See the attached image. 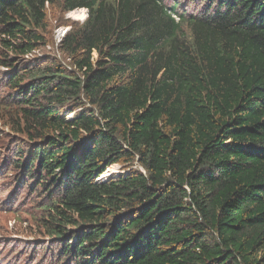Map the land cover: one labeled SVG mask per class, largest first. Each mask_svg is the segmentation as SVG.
Returning <instances> with one entry per match:
<instances>
[{
  "label": "trees",
  "instance_id": "1",
  "mask_svg": "<svg viewBox=\"0 0 264 264\" xmlns=\"http://www.w3.org/2000/svg\"><path fill=\"white\" fill-rule=\"evenodd\" d=\"M166 1L0 0L12 167L55 264H264V0ZM49 6L88 10L62 59L35 53Z\"/></svg>",
  "mask_w": 264,
  "mask_h": 264
},
{
  "label": "rangeland",
  "instance_id": "2",
  "mask_svg": "<svg viewBox=\"0 0 264 264\" xmlns=\"http://www.w3.org/2000/svg\"><path fill=\"white\" fill-rule=\"evenodd\" d=\"M47 9L48 45L35 53L62 59L56 45L58 34L69 31L72 22H84L88 12L76 9L70 16V12L62 9L57 10L51 6ZM76 12L82 13V18L79 15L73 18ZM1 70L4 68H0ZM8 92L7 89L0 88V264H55L58 246L53 245L55 237L45 234L41 221L43 213L40 208L47 199L45 187L39 186V180L29 178L21 168L12 167L15 156L12 150L16 149L20 138L10 134L4 123L9 119V114L2 100ZM134 164L136 162L126 169V173L137 168ZM124 172L121 165L114 164L104 179L113 173L118 175Z\"/></svg>",
  "mask_w": 264,
  "mask_h": 264
},
{
  "label": "bare ground",
  "instance_id": "3",
  "mask_svg": "<svg viewBox=\"0 0 264 264\" xmlns=\"http://www.w3.org/2000/svg\"><path fill=\"white\" fill-rule=\"evenodd\" d=\"M73 15H74L73 18H75V16H76V18H77L78 15H79L81 18H82V16H83L82 13H80V12H79V13L76 12V13H74ZM78 19H80V18H78ZM26 41H27V40H26ZM8 52H9V51H8ZM15 53H16V52H15ZM20 53H21V52H20ZM23 53H24V52H23ZM45 76H46V75H45ZM45 76H44V77H45ZM110 168H111V167H110ZM108 175H109V174L106 172L105 174H103V175L101 176V179H104V178L107 177ZM101 179H100V180H101Z\"/></svg>",
  "mask_w": 264,
  "mask_h": 264
}]
</instances>
